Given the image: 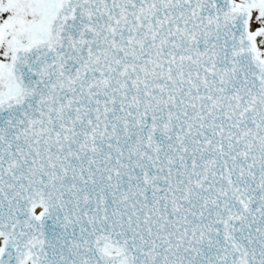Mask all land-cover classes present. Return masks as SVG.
<instances>
[{
  "label": "snow or ice",
  "instance_id": "1",
  "mask_svg": "<svg viewBox=\"0 0 264 264\" xmlns=\"http://www.w3.org/2000/svg\"><path fill=\"white\" fill-rule=\"evenodd\" d=\"M0 264H264V0H0Z\"/></svg>",
  "mask_w": 264,
  "mask_h": 264
}]
</instances>
